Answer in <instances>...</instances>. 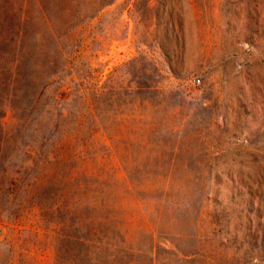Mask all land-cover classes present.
I'll list each match as a JSON object with an SVG mask.
<instances>
[{"label": "rangeland", "instance_id": "obj_1", "mask_svg": "<svg viewBox=\"0 0 264 264\" xmlns=\"http://www.w3.org/2000/svg\"><path fill=\"white\" fill-rule=\"evenodd\" d=\"M0 264H264V0H0Z\"/></svg>", "mask_w": 264, "mask_h": 264}, {"label": "built area", "instance_id": "obj_2", "mask_svg": "<svg viewBox=\"0 0 264 264\" xmlns=\"http://www.w3.org/2000/svg\"><path fill=\"white\" fill-rule=\"evenodd\" d=\"M196 82L199 83V80H197Z\"/></svg>", "mask_w": 264, "mask_h": 264}]
</instances>
